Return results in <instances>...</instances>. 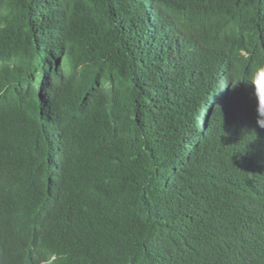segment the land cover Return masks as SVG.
Returning a JSON list of instances; mask_svg holds the SVG:
<instances>
[{
	"label": "trees",
	"instance_id": "obj_1",
	"mask_svg": "<svg viewBox=\"0 0 264 264\" xmlns=\"http://www.w3.org/2000/svg\"><path fill=\"white\" fill-rule=\"evenodd\" d=\"M262 61L264 0H0V264H264Z\"/></svg>",
	"mask_w": 264,
	"mask_h": 264
},
{
	"label": "clouds",
	"instance_id": "obj_2",
	"mask_svg": "<svg viewBox=\"0 0 264 264\" xmlns=\"http://www.w3.org/2000/svg\"><path fill=\"white\" fill-rule=\"evenodd\" d=\"M246 81L252 84L254 95L258 98V112L264 116V61L254 66ZM258 123L264 127V120H260Z\"/></svg>",
	"mask_w": 264,
	"mask_h": 264
}]
</instances>
